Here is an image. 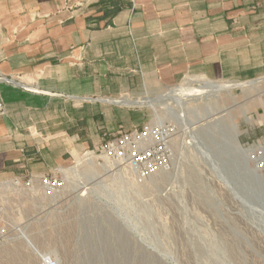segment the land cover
Masks as SVG:
<instances>
[{
	"label": "crops",
	"instance_id": "1",
	"mask_svg": "<svg viewBox=\"0 0 264 264\" xmlns=\"http://www.w3.org/2000/svg\"><path fill=\"white\" fill-rule=\"evenodd\" d=\"M263 74L264 0H0V184L142 129L187 78L210 96Z\"/></svg>",
	"mask_w": 264,
	"mask_h": 264
},
{
	"label": "rangeland",
	"instance_id": "2",
	"mask_svg": "<svg viewBox=\"0 0 264 264\" xmlns=\"http://www.w3.org/2000/svg\"><path fill=\"white\" fill-rule=\"evenodd\" d=\"M187 79L182 102L162 117L148 105L147 122H159L171 146L157 175L138 179L88 151L53 196L0 184V264H264V74L210 96L201 77ZM206 134L220 138L222 156ZM194 214L232 251L201 260Z\"/></svg>",
	"mask_w": 264,
	"mask_h": 264
},
{
	"label": "built area",
	"instance_id": "3",
	"mask_svg": "<svg viewBox=\"0 0 264 264\" xmlns=\"http://www.w3.org/2000/svg\"><path fill=\"white\" fill-rule=\"evenodd\" d=\"M160 123L151 121L142 129L121 132L118 136L100 146L99 150L88 152L96 156L98 153L106 163L127 169L138 179L149 178L164 171L169 161L171 146L159 138ZM264 166V162H263ZM63 171L58 175L44 176L39 183L33 179L21 181L15 179L10 184L16 188H26L28 192H43L48 196L55 195L65 186ZM4 231V230H2ZM46 264H57L55 260H47Z\"/></svg>",
	"mask_w": 264,
	"mask_h": 264
},
{
	"label": "bare ground",
	"instance_id": "4",
	"mask_svg": "<svg viewBox=\"0 0 264 264\" xmlns=\"http://www.w3.org/2000/svg\"><path fill=\"white\" fill-rule=\"evenodd\" d=\"M184 84L189 85V83L185 82ZM209 85V83L207 84ZM206 86V85H205ZM212 86V85H211ZM210 85L208 87H211ZM186 87L183 86H177V88L174 89H167V90H162L160 91L158 96H152L149 98V105L153 106L156 109V113H157V118L159 119L160 117H162V115L159 116V112L160 111H164L163 113H167L168 108L170 107V104L173 103V105L176 104H180L182 102V98H184L185 95V90ZM148 98V97H147ZM148 101V100H147ZM145 102V101H144ZM146 104V103H145ZM172 108L170 107V110ZM159 110V111H158ZM209 110V111H207ZM211 109H207L205 112H213L211 111ZM211 111V112H210ZM162 113V112H161ZM163 114V115H164ZM202 114V113H201ZM208 114L206 113V115H202L201 117H205ZM178 116V115H177ZM198 116V115H197ZM195 121H192V124H196L198 120H200L199 118H195ZM203 119V118H201ZM187 120V119H186ZM190 121V120H189ZM188 121V122H189ZM205 134V133H204ZM211 134V133H210ZM206 142L207 144L213 148V151L215 152V154H218L219 156L222 154L221 150L218 149V145L220 144V138L216 135H209L206 134ZM231 137V136H230ZM237 145H232L231 149ZM220 150V151H219ZM233 150V149H232ZM236 151V150H234ZM239 151V150H238ZM223 152V151H222ZM225 154V153H224ZM222 156V155H221ZM220 158V157H219ZM222 158V157H221ZM223 159V158H222ZM246 164V163H245ZM244 182V181H242ZM241 182V183H242ZM243 184V183H242ZM264 189V187H263ZM236 202V200H233ZM193 212V211H192ZM191 220V219H190ZM189 221V220H186ZM185 222V221H184ZM194 226H190L191 227V239L192 242L194 244V247L196 248V251L198 253V257L201 260H205L207 258H211L213 259V253L217 250L218 247H221L222 250H228V251H232L233 249V245L229 244L226 239L224 237L220 238L218 240V238L214 239L213 237H211L210 232L208 231V228L206 227L205 224H203V220L199 215L194 214ZM186 224H188L186 222ZM190 224V223H189ZM187 226V225H186ZM189 226V225H188ZM189 228V227H188ZM210 230V229H209ZM188 234V233H187ZM186 234V235H187ZM190 239V240H191ZM199 239L204 240L205 242L202 241L203 244L200 243ZM205 243V244H204ZM191 248V245H188ZM193 246V245H192ZM193 247V248H194ZM210 261V260H209Z\"/></svg>",
	"mask_w": 264,
	"mask_h": 264
},
{
	"label": "water",
	"instance_id": "5",
	"mask_svg": "<svg viewBox=\"0 0 264 264\" xmlns=\"http://www.w3.org/2000/svg\"><path fill=\"white\" fill-rule=\"evenodd\" d=\"M246 166H247V164H246Z\"/></svg>",
	"mask_w": 264,
	"mask_h": 264
}]
</instances>
